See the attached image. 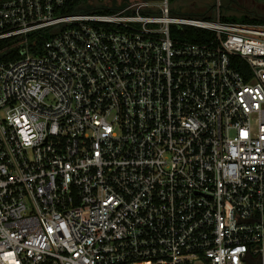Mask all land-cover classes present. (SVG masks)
Listing matches in <instances>:
<instances>
[{
    "label": "built area",
    "instance_id": "2783aa9c",
    "mask_svg": "<svg viewBox=\"0 0 264 264\" xmlns=\"http://www.w3.org/2000/svg\"><path fill=\"white\" fill-rule=\"evenodd\" d=\"M220 6L0 0V264H264V22Z\"/></svg>",
    "mask_w": 264,
    "mask_h": 264
},
{
    "label": "trees",
    "instance_id": "16d2710c",
    "mask_svg": "<svg viewBox=\"0 0 264 264\" xmlns=\"http://www.w3.org/2000/svg\"><path fill=\"white\" fill-rule=\"evenodd\" d=\"M253 4L264 5V1L252 0ZM222 4V3H221ZM213 7L214 4H208L198 8L195 11L181 12L184 16L200 17L205 19L213 18ZM177 13V11H174ZM229 12L240 13L239 15L227 14ZM179 14V13H178ZM181 14V15H182ZM221 20H232V21H253L258 23L264 22V12L259 13L257 10H248L241 7L239 0H230L227 4L220 6ZM252 15V16H251ZM171 35L173 37L187 39L190 41L200 42L211 38L214 32L210 29L185 25L178 29L175 26L171 28ZM37 41L38 45L42 43L43 38L36 35L33 37Z\"/></svg>",
    "mask_w": 264,
    "mask_h": 264
},
{
    "label": "rangeland",
    "instance_id": "374dc122",
    "mask_svg": "<svg viewBox=\"0 0 264 264\" xmlns=\"http://www.w3.org/2000/svg\"><path fill=\"white\" fill-rule=\"evenodd\" d=\"M229 1L230 0H221V3L227 4ZM170 2H171L172 10L177 11L176 14L179 13L180 15L182 14L181 12H185L188 10L195 11L198 10V8L208 4H214L213 13H212L213 17H214V12L216 11V0H170ZM239 3L244 10L245 9L255 10V11L257 10L259 13L264 12V5L253 4L252 0H239ZM227 14L239 15L240 13L229 12Z\"/></svg>",
    "mask_w": 264,
    "mask_h": 264
}]
</instances>
